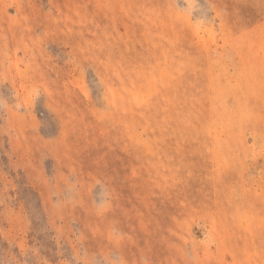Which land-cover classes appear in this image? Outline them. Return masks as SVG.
Listing matches in <instances>:
<instances>
[{"label":"rangeland","instance_id":"rangeland-1","mask_svg":"<svg viewBox=\"0 0 264 264\" xmlns=\"http://www.w3.org/2000/svg\"><path fill=\"white\" fill-rule=\"evenodd\" d=\"M0 264H264V0H0Z\"/></svg>","mask_w":264,"mask_h":264},{"label":"clouds","instance_id":"clouds-1","mask_svg":"<svg viewBox=\"0 0 264 264\" xmlns=\"http://www.w3.org/2000/svg\"><path fill=\"white\" fill-rule=\"evenodd\" d=\"M106 195H107V193L102 190L101 203H103V197L106 196Z\"/></svg>","mask_w":264,"mask_h":264}]
</instances>
